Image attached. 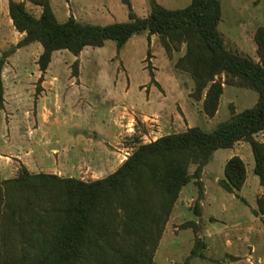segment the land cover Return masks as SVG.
Here are the masks:
<instances>
[{"label": "trees", "instance_id": "1", "mask_svg": "<svg viewBox=\"0 0 264 264\" xmlns=\"http://www.w3.org/2000/svg\"><path fill=\"white\" fill-rule=\"evenodd\" d=\"M27 2L40 7V13L30 12ZM122 2L128 7V20L101 25L71 15L60 22L50 0H8L12 25L23 36L0 58V105L4 61L16 49L38 42L42 51L37 65L43 73L54 51L68 50L77 56L85 47H101L107 40L120 50L129 38L145 31L159 36L169 55L184 47L175 66L190 74L195 85L191 96L202 100L208 117L218 108L221 76L223 83L255 91L257 100L211 131L192 126L139 142L112 173L101 178L84 181L32 173L21 164L16 176L0 181V264H154L182 188L194 179L198 194L193 210L200 217L203 167L217 149L239 141L251 148L253 173L263 190L254 213L264 222V143L255 138L264 131V27L254 34L258 57L254 60L225 46L218 28L220 0H191L176 9L151 0L145 16L132 11L130 0ZM246 178L245 162L232 155L219 184L235 193ZM182 227L193 228L192 254L202 257L200 248L205 244L198 236L199 223L189 220Z\"/></svg>", "mask_w": 264, "mask_h": 264}, {"label": "rangeland", "instance_id": "2", "mask_svg": "<svg viewBox=\"0 0 264 264\" xmlns=\"http://www.w3.org/2000/svg\"><path fill=\"white\" fill-rule=\"evenodd\" d=\"M150 1L130 0L131 9L137 16H145L150 11ZM155 1L166 8L176 9L185 7L191 0ZM50 4L60 22L70 15L83 23L101 25L128 20V7L122 0H72L70 3L50 0ZM220 5L222 18L218 28L225 46L258 60L254 34L259 27H264V0H220ZM27 9L34 15L41 11L32 4H28ZM0 12L1 58L20 38L4 14V7H0ZM18 49L5 59L1 74L7 96L16 102L7 109L0 105V168L4 170V164L11 168L9 172H0V181L17 175L22 164L18 158L29 148L36 169L52 167L56 160L77 163L86 155L81 150L89 145L80 135L99 143L103 137H93V134L103 130L116 159L108 168L90 173V176L94 174L101 178L110 174L139 142H150L154 137L192 126L211 131L218 123L251 107L257 100L255 91L223 83L224 77L221 76L223 91L218 108L214 116L208 117L202 110V100L197 101L191 96L195 85L190 74L175 66L184 47L169 55L159 36H149L146 31L133 35L120 50L114 41L107 40L101 47H85L77 56L68 50L54 51L43 73L37 65L42 51L38 42ZM41 74L43 79L39 82ZM48 82L50 87L54 84L56 104L45 102L44 107L51 110L50 119L41 125L38 122L39 131L33 135L38 125L37 115L41 113L38 102L42 84ZM127 105H135L132 107L134 117L131 120L118 118V111L125 110ZM26 136L31 141L29 144ZM255 138L264 143V131ZM53 149L58 153L53 154ZM232 155L240 156L245 162L247 178L242 191L235 192L231 206L234 211L248 214L250 206L255 205V198L261 195L262 189L253 173L250 145L239 141L231 148L217 149L203 167L201 176L204 197L198 236L205 244L200 248L203 256L192 254L195 245L193 228L182 227L183 223L197 218L193 208L198 189L193 179L182 188L179 205L170 215L155 252L154 264H264V252L256 233L247 239L253 246L244 250L245 255H239V263L231 259L236 253L233 239L240 238L236 240L242 244L244 236L240 232L232 237L235 231L229 223L235 213L232 210V214H222L217 202L231 198L219 180L223 178L226 160ZM193 169L191 166L190 171ZM78 175L92 180L89 174Z\"/></svg>", "mask_w": 264, "mask_h": 264}, {"label": "crops", "instance_id": "3", "mask_svg": "<svg viewBox=\"0 0 264 264\" xmlns=\"http://www.w3.org/2000/svg\"><path fill=\"white\" fill-rule=\"evenodd\" d=\"M66 1L69 3L72 2V0H66ZM26 4L28 5L29 3L27 2ZM0 7H2V8L4 7V14L7 16L8 21L10 23H12L9 15H8V0H0ZM0 14H1V12H0ZM17 33L19 35V38H21L23 34L19 33V32H17ZM18 50L19 49H17V51L15 53H17ZM155 80L159 83V81L157 80L156 77H155ZM43 82H45V81H43ZM42 85H43L42 86L43 90L41 91V93L39 95V102H38L40 107H41V108H39L41 110V113L37 115V124L39 122L40 125L44 121L45 122L49 121L50 115H51V110L50 109L48 110L47 108L44 107L45 102H46V104L52 103L54 105V104H56V98H57L56 97L57 94H55L53 91V89L55 88L54 84L51 87L49 86V82L46 85H44V83ZM3 87H4V94H3L2 104H3V107H5L7 109L8 105H12V103H15L16 101L13 99V97L7 96L6 88H5V86H3ZM134 106L135 105H129V106L127 105V107H124L125 110H123V111H121L122 109L119 110L118 111V118L121 117L120 119L123 118L126 120H131L134 117L133 115L135 113L132 110V107L134 108ZM40 119H43V121H41ZM156 122H158V120H156ZM39 124L37 125V128L34 129L33 135L39 131V127H40ZM119 125L122 126V124H119ZM96 136L103 137L102 138L103 140L100 141L99 143L98 142L95 143L93 139L86 137V136H83V135H80L81 139L87 140L89 145L85 146L83 148V150H81V152H83L86 155L83 157L84 159H80L77 163H71V164H68L66 162H60L59 163L56 160L55 165L52 167H45V168L41 169L37 166L38 169H36V167H34V162L31 158L32 150L30 148L25 149L24 156H20L18 159H20L21 163L32 173L43 172V173L56 174V175H59L62 177H75V178H79V179L84 180V181H88V180L84 179L85 178L84 176H79V175L76 176V174L82 173V174H85L86 176H88V174H89V176H90V173L93 172L94 170L98 171V169L108 168L116 159L114 156V152H112L110 150V147H109L110 143L108 141H106V139L108 138V135L102 130L99 133L93 134V137H96ZM156 138L157 137H154L153 140H155ZM25 139H26V142L28 144L31 142L29 140V136H26ZM55 151H56V149H53L52 153L57 154L58 152H55ZM66 151L67 150H65L64 152H66ZM120 163L117 165V167L120 165ZM41 167H43V166H41ZM3 168H4V170H1V168H0L1 173L9 172L11 169L10 165H8V164H6V165L4 164ZM34 170H37V172ZM114 170H112L109 173H112ZM90 177H92V179L100 178L99 176H94V174H92ZM245 184H246V182L244 183V185L242 186L240 191H242ZM260 189H262V188H260ZM181 193H182V190H181ZM181 193L179 195L177 203L175 204V206L172 210V213L174 212V210L179 205V201L181 199ZM262 193H263V190H262L261 194ZM228 195H230L231 198H225L226 201H224V202L221 200H218V202H217V204H218L217 208L219 209V211L222 214H224V213L232 214V210L234 211V207L232 208V206H231L232 205L231 199L233 197H235V193H228ZM220 202H222V203H220ZM200 204H201V206L203 205L202 200L200 201ZM250 209L251 210L249 211L248 214L240 213L238 210H235L234 211L235 215L233 216L234 218L232 219V222L230 221V223H229V227L230 228L232 227L233 230L235 231L234 236H232V237H235L236 234H238L240 232L242 233V236H244V240H243L242 244L238 243V241H237L240 238H236L237 240L233 239L232 243H233L234 249L236 250V253L234 254L235 258L231 257V259L236 260L235 262L239 261L238 257H240L239 255L241 253H244V255H245L244 250H246V248L249 250V247L253 246L251 241H248L247 239H250V237H252V235L254 233H256L260 237L262 252H264V237H262V235H264V222L259 215H256L254 213V210L256 209V198H255V205H251ZM201 217H202V211H201V216L197 217L195 221L200 223ZM248 244H250V245H248ZM242 248H243V252H241ZM241 255H243V254H241ZM263 257H264V255H263Z\"/></svg>", "mask_w": 264, "mask_h": 264}, {"label": "built area", "instance_id": "4", "mask_svg": "<svg viewBox=\"0 0 264 264\" xmlns=\"http://www.w3.org/2000/svg\"><path fill=\"white\" fill-rule=\"evenodd\" d=\"M126 131H127L126 133H129V130H128V128H126ZM124 158H126V157L124 156Z\"/></svg>", "mask_w": 264, "mask_h": 264}]
</instances>
